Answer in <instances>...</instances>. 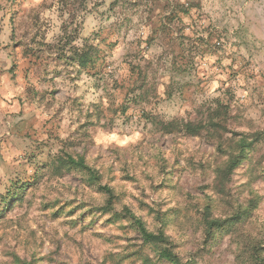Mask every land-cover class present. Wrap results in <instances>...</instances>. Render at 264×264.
<instances>
[{
	"label": "rangeland",
	"instance_id": "obj_1",
	"mask_svg": "<svg viewBox=\"0 0 264 264\" xmlns=\"http://www.w3.org/2000/svg\"><path fill=\"white\" fill-rule=\"evenodd\" d=\"M126 210L182 264H264V0H0V264H171Z\"/></svg>",
	"mask_w": 264,
	"mask_h": 264
},
{
	"label": "trees",
	"instance_id": "obj_2",
	"mask_svg": "<svg viewBox=\"0 0 264 264\" xmlns=\"http://www.w3.org/2000/svg\"><path fill=\"white\" fill-rule=\"evenodd\" d=\"M97 61V54H95L94 52L89 54V62L95 63ZM151 118H149L150 120ZM155 121H153L154 123ZM225 121L224 118H222V116H218V115H214L211 117L209 123L205 126H203V123H200L198 125L192 126L190 124H194V123H187L185 128L190 131H193V133L190 134H194V135H200V133L202 131H209L214 130V131H218L223 129V127L225 126ZM170 127V128H169ZM163 131L165 132H175L178 130V128L176 127H171V124H167V125H163L161 128ZM209 129V130H208ZM180 131V130H179ZM189 133V132H187ZM209 135L214 139L220 142L219 138L216 139V134H210L209 131ZM251 142L247 141L245 138L241 139L239 141V153L237 156L232 157L229 162L228 165L226 167V169L222 170L219 172V177L221 179V183L224 180H229L230 176L234 173V171L240 166V164L242 163L243 160V155L246 152V150L251 146L250 144ZM68 166L70 167H75L77 169L83 170V171H88L89 174L91 175V177L97 181L98 183H100V176L98 174V172L94 171L93 169H91L90 167L87 166L85 159L83 157H80L78 159H74L73 157H70L68 159ZM99 189L103 192H105L108 196H109V203L112 204L113 200H114V191L107 187V186H99ZM125 216L130 218L135 226L137 227L141 237L143 238L144 242L148 245H155L158 249V252L160 253V257L171 263V264H182L181 260L179 258V256L173 251L171 242L169 240V238L167 236H165L163 233L159 232V233H154L148 230V228L146 227V225L144 224V222L137 218L131 211L126 210L125 211ZM205 224L207 227L208 232L211 231H216V232H222L224 231L226 228V226L228 225V223L226 221H220L217 219H211L210 218V213L208 211V213L205 214Z\"/></svg>",
	"mask_w": 264,
	"mask_h": 264
}]
</instances>
